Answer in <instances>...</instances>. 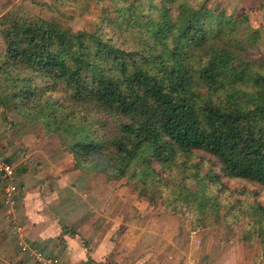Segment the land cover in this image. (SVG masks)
<instances>
[{
    "label": "trees",
    "instance_id": "16d2710c",
    "mask_svg": "<svg viewBox=\"0 0 264 264\" xmlns=\"http://www.w3.org/2000/svg\"><path fill=\"white\" fill-rule=\"evenodd\" d=\"M107 1L90 32L6 3L2 113L41 126L74 170L162 202L190 232L246 221L245 241L264 235L257 190L224 181L264 189V61L245 57L259 29L210 0Z\"/></svg>",
    "mask_w": 264,
    "mask_h": 264
},
{
    "label": "crops",
    "instance_id": "0c3cea01",
    "mask_svg": "<svg viewBox=\"0 0 264 264\" xmlns=\"http://www.w3.org/2000/svg\"><path fill=\"white\" fill-rule=\"evenodd\" d=\"M2 133L0 125V155L18 166L10 217L0 181V264H35L20 254L16 229L56 264H255L248 248H225L215 259L217 250L203 248V230L189 232L183 217L126 196L123 188L114 197L109 183L69 169L67 151L47 147L45 139L37 149L12 151V158Z\"/></svg>",
    "mask_w": 264,
    "mask_h": 264
},
{
    "label": "rangeland",
    "instance_id": "374dc122",
    "mask_svg": "<svg viewBox=\"0 0 264 264\" xmlns=\"http://www.w3.org/2000/svg\"><path fill=\"white\" fill-rule=\"evenodd\" d=\"M6 3H11L15 6L21 7L31 15L38 16L46 21L52 22L61 29L69 32L93 31L100 19L102 17H107L110 14L109 12L113 9L107 0H0V15L6 10ZM210 5L215 7L222 6L228 14L235 17H240L244 14L249 16L251 26L259 29L260 36L257 41V47L248 50L245 57L250 60H260L263 62L264 0H210ZM104 29V33L107 36H110V30L105 27ZM60 96L62 97V93L57 92L56 97ZM8 107L10 106H7L4 113L0 110V125L3 133H5L11 140L8 146L10 149V156L13 154L11 153L12 151L24 153L27 152L29 148L37 149L44 143L42 142L44 139L48 144L47 147H54L60 150L58 142L53 137L45 135L42 132L41 126L24 124L20 119L11 114L12 112ZM11 157L13 158V156ZM72 163L71 159V167L69 166V169L73 168ZM12 164L16 171L18 164L16 165L14 162ZM93 179L99 183L102 181L109 183V190L112 191L114 189V197H121L122 191L117 192L119 195L116 193V191L120 190L119 188H123L122 190L125 192L126 196L131 195V188L129 186H125L124 181L122 180L109 181L107 180L106 175L103 174H95ZM224 181L232 189L242 186L250 191L257 190V201L264 207V189L254 188L251 185L239 182ZM113 196L110 195L109 197ZM162 208L163 203L159 202L156 209L163 210ZM184 223L187 226L189 225V222L188 224L186 222ZM246 224L247 222L244 221L241 224H234V226H232L233 228H227L224 222L220 220L219 224L214 228L203 230V234H205L203 238V248L207 246V248H214V250H217L214 255L215 259L219 258V253L225 248H248L254 254V258L249 260L252 261L254 259L255 264H264V235H252L249 237V241H245L244 231L248 230L245 227ZM195 245L198 244L196 243ZM205 259L209 260L207 257ZM210 260H212V258H210Z\"/></svg>",
    "mask_w": 264,
    "mask_h": 264
},
{
    "label": "built area",
    "instance_id": "2783aa9c",
    "mask_svg": "<svg viewBox=\"0 0 264 264\" xmlns=\"http://www.w3.org/2000/svg\"><path fill=\"white\" fill-rule=\"evenodd\" d=\"M16 172L14 166L4 160L0 155V181L3 185L4 194V206L7 208L6 215L10 217L12 214L13 207L16 203L17 187H16ZM15 242L20 254L26 256L35 264H56V262L48 257H46L42 251L32 248L24 237L19 234V229H16ZM0 262L5 263V260L0 258Z\"/></svg>",
    "mask_w": 264,
    "mask_h": 264
}]
</instances>
